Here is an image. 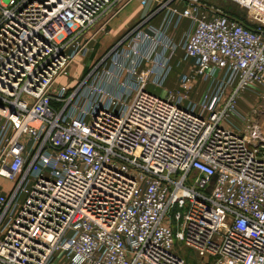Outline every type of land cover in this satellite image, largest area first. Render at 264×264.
Wrapping results in <instances>:
<instances>
[{"label":"built area","instance_id":"2783aa9c","mask_svg":"<svg viewBox=\"0 0 264 264\" xmlns=\"http://www.w3.org/2000/svg\"><path fill=\"white\" fill-rule=\"evenodd\" d=\"M129 1L0 0V264H186L176 242L264 264V112L236 110L264 90V0H232L254 29L184 0L62 83ZM169 14L193 26L180 44ZM178 49L191 65L168 91Z\"/></svg>","mask_w":264,"mask_h":264},{"label":"crops","instance_id":"0c3cea01","mask_svg":"<svg viewBox=\"0 0 264 264\" xmlns=\"http://www.w3.org/2000/svg\"><path fill=\"white\" fill-rule=\"evenodd\" d=\"M134 1L137 2V5L135 7H133L131 10L126 11V9L129 7V5ZM184 5H185L184 0H177V1L170 2L168 5H165V6L162 5L161 7L158 8V10L153 11V8L155 6L151 2L149 4H147L146 6H142L140 0H130L118 11V13L114 17L107 19V17H108L107 16V17L101 19L100 21H98L94 25V27L91 28L90 33H88L86 35V37L89 36L90 34H93V32H96V30H97V32H96L94 38L89 43V52L87 53L86 56H84L82 58L87 59L91 55V53L94 52L95 48L98 46V51L96 53V56L94 57V59L92 58L91 62L88 64V65H91L94 61L97 60L98 57H100V55L103 53V51H105L106 47L118 42L124 36V34L129 29H131L135 24H137L139 21L146 20L145 29L149 30L151 28H159L164 16L167 14V12L169 10L176 9L179 12L184 8ZM168 17H170L171 23L166 30V34L168 36H170L175 43L180 44L182 42L184 36L192 30L193 26H192L190 20L180 19L176 28H174L173 22L175 21L176 16H174V15L171 16V14H169ZM104 21H106L105 27L103 28V30L98 31V29L101 27V25L103 24ZM99 39H102L103 42L98 43ZM91 43H94V44H91ZM95 43H96V45H95ZM182 56H183L182 51L180 49H178L176 52V57L173 60L174 69L171 72L168 80L165 83V89L166 90H170V88L171 89L177 88L178 80H177L176 84H173L170 88H169L168 84H169L170 78L173 76V74L174 75L177 74L174 72V70L176 68V60L181 59ZM190 65H191V62H183L182 64H180L177 67L179 69L178 71H180V74L184 73L190 67ZM177 77H178V74H177ZM66 79H65V81H62V83L68 85V82L66 81ZM178 79H179V77H178ZM68 86H70V85H68ZM167 87H168V89H167ZM206 87H207V81H205L203 79H198L195 82L193 90H192V94H191L192 100L197 101L200 98L204 89H206ZM154 90H157V89H154ZM193 92H196V94L193 95ZM256 97H257V94H256ZM50 264H56V263H50Z\"/></svg>","mask_w":264,"mask_h":264},{"label":"rangeland","instance_id":"374dc122","mask_svg":"<svg viewBox=\"0 0 264 264\" xmlns=\"http://www.w3.org/2000/svg\"><path fill=\"white\" fill-rule=\"evenodd\" d=\"M167 1L168 0H148L145 5H143L142 3L141 4H142V6H146L147 4H149L151 2L155 6L153 8V11H156V10H158L159 7H161L162 5H165ZM198 1L201 3V5L203 4V5H206L207 7H211V8L217 9L219 11H222L223 13H225L229 16H234V17L242 20L243 22H245L251 26L256 27V25H257V22L255 20H253V18H252V13L248 12L245 9H240L238 7V5L232 0H198ZM136 5H137L136 1L132 2L129 5V7L126 9V11L131 10ZM142 21L143 20L139 21L131 29H129L118 42L106 47L105 51H103V53L100 55V57H98L97 60L94 61L91 65H88V64L91 62V59L92 58L94 59V57L96 56V53L98 51V46L95 48L94 52H92L91 55L87 59L86 58H79V59L75 60V62L70 67L69 76L66 79V81L68 82V85H70L71 87L72 86L74 87L77 84H79L86 77V75L91 70V68L96 63H98L101 59H103L105 56H107L110 53V51L128 33H130L132 30H134ZM144 30H146V29H144ZM101 40L102 39H99L98 43H102L103 40L102 41ZM91 44H94V43H91ZM95 45H96V43H95ZM178 62L180 64L183 63V61H181L180 59L176 60V63H178ZM177 67L178 66H176L174 72L177 73L178 77H179L180 71H178L179 69ZM177 74L176 75L173 74V76L170 78V81L168 84L169 88L173 84H176V82L178 80ZM62 81H65V80L62 79L61 82ZM148 89H149V91L157 93V94L159 92V90H154L152 87H149ZM167 89H168V87H167ZM170 90L172 91L174 89L170 88ZM261 91H262L261 93H257L254 90L246 89L243 92H241L239 94V97L237 98V101H236V110L242 115H249L250 111L254 107L259 108L264 112V90L261 89ZM191 94H192V92H191ZM195 94H196V92H193V95H195ZM256 94H257V97H256ZM199 99L197 101H199ZM231 120L237 127H242L241 122L238 121L237 119L232 118ZM175 247L178 250L179 254L186 261V264H202L196 258V255L194 254V252L192 250L184 247L183 245H181L180 243H177V242L175 243Z\"/></svg>","mask_w":264,"mask_h":264},{"label":"trees","instance_id":"16d2710c","mask_svg":"<svg viewBox=\"0 0 264 264\" xmlns=\"http://www.w3.org/2000/svg\"><path fill=\"white\" fill-rule=\"evenodd\" d=\"M230 17L233 18V19H235V20H237V21H239L244 27H246L248 29H254L255 28V26H251V25L243 22L242 20H240V19H238V18H236L234 16H230Z\"/></svg>","mask_w":264,"mask_h":264}]
</instances>
